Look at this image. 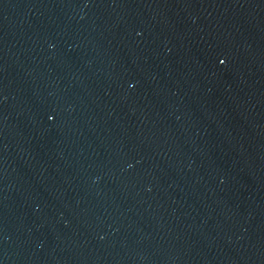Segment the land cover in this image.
I'll return each instance as SVG.
<instances>
[{"label":"water","instance_id":"water-1","mask_svg":"<svg viewBox=\"0 0 264 264\" xmlns=\"http://www.w3.org/2000/svg\"><path fill=\"white\" fill-rule=\"evenodd\" d=\"M0 264H264V0H0Z\"/></svg>","mask_w":264,"mask_h":264}]
</instances>
